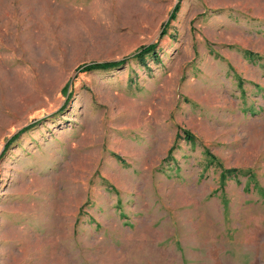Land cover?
Instances as JSON below:
<instances>
[{
  "label": "rangeland",
  "instance_id": "obj_1",
  "mask_svg": "<svg viewBox=\"0 0 264 264\" xmlns=\"http://www.w3.org/2000/svg\"><path fill=\"white\" fill-rule=\"evenodd\" d=\"M0 264H264V0H0Z\"/></svg>",
  "mask_w": 264,
  "mask_h": 264
},
{
  "label": "trees",
  "instance_id": "obj_2",
  "mask_svg": "<svg viewBox=\"0 0 264 264\" xmlns=\"http://www.w3.org/2000/svg\"><path fill=\"white\" fill-rule=\"evenodd\" d=\"M154 44L149 45L148 47L144 48L142 52L138 55V57H142L146 51L152 49ZM139 52V51H138ZM126 62V59L121 61H113V62H103V63H93L85 66L83 71H91L93 69H108V68H116Z\"/></svg>",
  "mask_w": 264,
  "mask_h": 264
}]
</instances>
